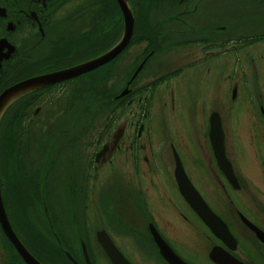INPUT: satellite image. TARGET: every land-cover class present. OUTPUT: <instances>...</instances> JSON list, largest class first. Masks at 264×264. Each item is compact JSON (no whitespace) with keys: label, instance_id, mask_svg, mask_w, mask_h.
<instances>
[{"label":"flooded vegetation","instance_id":"flooded-vegetation-1","mask_svg":"<svg viewBox=\"0 0 264 264\" xmlns=\"http://www.w3.org/2000/svg\"><path fill=\"white\" fill-rule=\"evenodd\" d=\"M95 2L105 5L89 15ZM127 2L135 24L115 58L25 90L0 116V201L11 230L40 264H112L96 231L130 264H170L161 248L185 264H216L208 259L213 246L232 264H264V55L245 49L254 36L264 42V12L260 28L249 30L224 13L217 20L210 0H160L157 14L150 2ZM108 12L106 28L100 16ZM121 15L115 0H0V95L103 53L121 35ZM233 29L259 32L231 44ZM169 45L174 64L160 53ZM221 57L228 64L217 84ZM221 85L229 94L214 104ZM235 110L246 114L254 175L235 148L240 127L229 132ZM164 111L177 117V148ZM212 114L231 181L211 149ZM172 151L229 240L215 237L184 199ZM13 242L0 220V264H28Z\"/></svg>","mask_w":264,"mask_h":264},{"label":"water","instance_id":"water-1","mask_svg":"<svg viewBox=\"0 0 264 264\" xmlns=\"http://www.w3.org/2000/svg\"><path fill=\"white\" fill-rule=\"evenodd\" d=\"M117 3V6L119 8L120 13L122 14V29H121V35L116 39L115 43L108 47L106 51L103 53H99L95 55L92 59H87L85 62H82L81 64H75V66L66 67L64 70H56L52 73H46L42 76L34 77L31 80H25L23 83H17L15 85H12L11 88H7L2 92V95H0V116H2L3 111L5 108L13 102L15 98L22 95L25 90L33 89L36 87H42L45 84H52L56 81H65L66 78H73L77 74H84L87 71H92L97 68V66H102L106 64V62L112 58L116 57V54H118L120 51H122L125 47H127V43L129 41L130 35H132L134 18L133 13L131 11L129 2L127 0H115ZM126 91L122 90L118 96L125 95ZM216 115L210 116V130H209V138H210V145L212 146V152L214 156H216V160L220 167H222V172L225 174L226 177H230L235 179L233 177L232 173V166L229 165V162L226 161V157L224 156L223 146H222V135L219 124V120L215 117ZM174 154L175 160V171H174V177L175 180H177V184L179 189L181 190V194L183 195L185 200H188L190 206L193 210L196 211L197 215L201 218V220L204 221V225L212 231V233L217 237L218 239H221L223 241L229 240L230 236L228 234V230H226L225 225L222 220L218 219L210 210L207 208V206L204 204L203 199L199 197V195L195 192V189L191 187V184L189 183V179H187L183 173V169L180 166L179 158L177 157L175 151H172ZM224 162V163H223ZM229 177L230 181L231 178ZM1 200V199H0ZM0 220L2 223V226L4 227V230H6L7 235L13 240L15 247L18 251H21L20 253L23 255L25 260L28 262V264H40L38 260H36L32 255L29 254V251L26 250V248L23 246V244L17 240L15 237V234L13 230H11L9 223L7 222L8 219H6L4 209L2 208V204L0 201ZM246 221V220H245ZM247 223V222H246ZM250 227L249 223H247ZM253 227V226H252ZM96 236L99 244L101 247H103V250L106 252V254L110 257V261L112 264H130L129 262L125 261L123 256L120 255V252L115 248L116 246H113L112 243L109 240V236L106 235L103 231H96ZM83 249H86L84 246V243H82ZM165 250V249H164ZM161 254H163V257L170 262V264H185L180 259H177V257L170 256L174 254H166L164 253L163 249L161 248ZM208 254V259L212 262H215L216 264H232L230 262V258L225 254L226 252L223 250H220L219 248H216L213 246ZM172 253V252H170Z\"/></svg>","mask_w":264,"mask_h":264},{"label":"rangeland","instance_id":"rangeland-1","mask_svg":"<svg viewBox=\"0 0 264 264\" xmlns=\"http://www.w3.org/2000/svg\"><path fill=\"white\" fill-rule=\"evenodd\" d=\"M140 2H141V6L143 4H146V2H150L148 4H149V8H150L149 11L152 12L151 14H157V13H155V12H157L156 8H163V3L161 2L159 4L160 0H140ZM259 4H261L262 7L257 6ZM103 5H105L103 2H99V3L95 2L91 5H87L86 7L88 9L89 15L98 14L97 10L100 11L102 9ZM138 5L139 4H137V8H139ZM209 8L213 12V14L215 13V15H216L215 18L217 20H220L222 18V14L224 13L225 17L232 20L233 22H236V23L240 22L242 28L252 30V28H256V27L260 28L261 23H260V20L257 16H260L264 12V0H210ZM112 9H114V8H112ZM112 9H110V10H112ZM256 9H258V10H256ZM99 15H101V14H99ZM103 16H106V21L103 23L104 24L103 27H105L106 25H108V26H106V28L110 27L112 14L108 12L107 14L106 13L102 14L100 17H103ZM224 23H226V22H224ZM219 29H221V28H219ZM256 32H259V31L253 30L251 32L247 31V32L243 33L240 30L233 29V30H231V36H232L231 39H233V38L234 39L231 42V44L232 43L243 44V43H238L239 39H237L236 37L244 38V37H247L249 34L251 35V34L256 33ZM245 35H247V36H245ZM253 43H255V44H253ZM253 43H252L253 44L252 47L250 46L251 48L245 47V49L249 50L250 55L254 56L257 54L258 51L264 55V42L258 43L257 41H253ZM169 46L168 47L166 46L165 48L163 47V49L161 50L160 53L162 54V56L164 55L165 57H168V59H167L168 63L170 62V63L174 64L175 63V60H174L175 53H174V49H173L174 47H171V46L169 47ZM166 49H167V54H165ZM250 49H251V51H250ZM124 59H125L124 62L121 63V66H123V67L127 64V61H128L126 59V57ZM218 60H219V63H217V66L220 65V72L221 73L218 74L219 78L216 77L217 80L215 82L217 84L220 83L219 79L221 77H223V74L226 72L224 70V68H226V66L228 64V61H225V59L222 57ZM262 70L264 71V66H263ZM222 82L223 81H221L220 84H222ZM111 84L114 85V83H112V82H111ZM262 89H264V83H263ZM222 90H224L223 85H221L220 88H218L216 86V88H215L216 95H215V103L214 104H219V105L223 104L222 102L224 101V98H225V94H226L225 92H228V91L224 90V92H222ZM228 94H229V92H228ZM235 99H236V97H235ZM236 102H235V100L232 101V103L238 104L240 102L239 97L237 98ZM232 113L233 114L230 116V118L235 119L239 115L240 112L237 113V110H235ZM245 115L246 114H244V113H242V114L240 113L239 117L236 118V122H234V120H231L230 121L231 125L227 123L231 136L234 135V134H232V132L235 130V128L237 126H239L240 128L238 129V133L241 134V137H242V141L238 140L237 143H239V144H236L237 145L236 146L234 140L230 136L231 139H229L228 145L230 146V150H232V152H234L235 148H238V149L242 148V151H243L242 155L244 154L247 156L246 160H245V162H247L246 163V165H247L246 170L248 172L247 174L248 175L249 174L254 175V173H255L254 167L255 166L252 163L253 148L251 147L252 145L249 142V138H248L249 134H247L249 132L247 131L248 123H246ZM162 117L164 119V127L166 128L164 130H166V132L168 133V136L171 137L170 141L173 144V146H175V148H177V143L175 142V139L179 141V137H177V134L175 136H173L175 133L173 130L177 129V127H176L177 117L175 116V114L171 115L166 111L162 112ZM155 118H156L155 120L160 119V117H156V116H155ZM164 130L163 129L161 130L162 134H163ZM198 263L199 264H206L201 260L198 261Z\"/></svg>","mask_w":264,"mask_h":264},{"label":"trees","instance_id":"trees-1","mask_svg":"<svg viewBox=\"0 0 264 264\" xmlns=\"http://www.w3.org/2000/svg\"><path fill=\"white\" fill-rule=\"evenodd\" d=\"M112 2H113V0H112ZM137 2H139L138 4H140L141 2H140V0H137ZM114 7H115V3H114V5H113ZM122 26V25H121ZM237 39H239V42H243V41H247L246 39H244V38H239V37H236ZM256 40H260V38L259 37H257V36H254L253 37V40H251V41H249L248 43L250 44V43H253V41H256ZM113 42H115V41H113ZM113 42H112V44H113ZM108 63H106V65H107ZM106 65L105 66H103L102 67V69L101 70H103V69H106ZM100 68V67H99ZM94 71H96V70H94ZM94 71H92V72H94ZM91 72V73H92ZM107 102V101H106ZM108 103H110V101H108Z\"/></svg>","mask_w":264,"mask_h":264}]
</instances>
